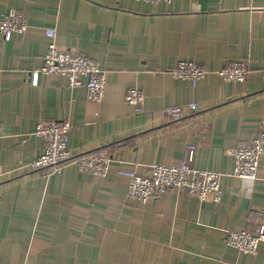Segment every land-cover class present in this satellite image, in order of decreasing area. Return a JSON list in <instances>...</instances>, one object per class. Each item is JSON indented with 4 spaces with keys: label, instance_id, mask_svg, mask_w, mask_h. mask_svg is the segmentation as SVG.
<instances>
[{
    "label": "crops",
    "instance_id": "1",
    "mask_svg": "<svg viewBox=\"0 0 264 264\" xmlns=\"http://www.w3.org/2000/svg\"><path fill=\"white\" fill-rule=\"evenodd\" d=\"M11 10L30 31H0V264H264V243L253 256L226 242L229 230L264 225V156L245 181L230 154L264 131V0H0V20ZM48 27L107 72L103 102L64 76L36 79ZM182 60L209 71L197 87L173 73ZM233 60L247 61L246 81L218 74ZM133 87L145 94L138 107L126 101ZM172 106L183 118L164 113ZM65 119L71 153L109 157L105 174L30 167L46 148L38 124ZM190 147L194 168L222 174L219 203L129 196L120 170L179 165Z\"/></svg>",
    "mask_w": 264,
    "mask_h": 264
},
{
    "label": "built area",
    "instance_id": "2",
    "mask_svg": "<svg viewBox=\"0 0 264 264\" xmlns=\"http://www.w3.org/2000/svg\"><path fill=\"white\" fill-rule=\"evenodd\" d=\"M135 1L173 2V0ZM0 31L6 39H10L14 33L25 34L30 31L29 20L22 12L11 10L0 20ZM44 35L49 39V44L44 57V66L34 74L36 79L40 73L64 76L72 88L85 86L89 101L103 102L108 78L107 72L102 69L100 63L87 57L78 49L61 47L57 41L56 27L45 28ZM173 73L176 77L189 81L192 86L197 87L209 71L195 60H182ZM218 74L227 81L244 82L249 74V66L245 60H233L219 70ZM144 98V92L138 87L130 88L126 95V101L135 107H138ZM197 107V103L191 105L192 109ZM164 113L173 120H180L184 116L182 106L166 108ZM72 131L73 125L67 119L40 122L35 134L45 140L46 148L44 153L30 164V167L43 173H60L68 165L75 164L83 172L105 174L112 161L109 157L94 153L75 157L71 153L69 142ZM194 149V147L189 148L181 164H154L145 175L139 174L136 168L120 170L119 173L126 178L129 196L146 203L154 197L175 190L185 191L189 196L197 197L203 202L219 203L222 197V174L194 168L191 162ZM230 154L236 162L234 176L245 181L257 180L261 158L264 156V131L250 142L241 143L237 149L231 150ZM226 242L237 252L256 256L261 252L264 243V225L255 232L239 228L229 230Z\"/></svg>",
    "mask_w": 264,
    "mask_h": 264
}]
</instances>
